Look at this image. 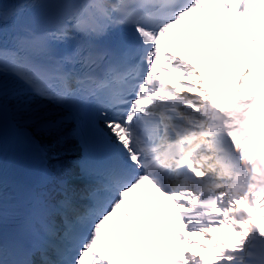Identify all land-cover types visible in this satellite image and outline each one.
Instances as JSON below:
<instances>
[{"label":"snow or ice","instance_id":"6c2138e0","mask_svg":"<svg viewBox=\"0 0 264 264\" xmlns=\"http://www.w3.org/2000/svg\"><path fill=\"white\" fill-rule=\"evenodd\" d=\"M55 2L65 11L54 26L18 35L11 47L4 43L7 14L0 3V264H264V91L240 92L251 65L264 64L253 59L264 53V0ZM210 4L218 23L246 24L247 33L255 27L260 36H247L252 55L240 76L214 89L188 81L194 95H181L161 73L194 76L198 70L162 52V41L186 17L208 13ZM162 56L171 69L158 68ZM8 75L59 108L94 107L114 136L118 157L94 167L83 156L53 162L48 151L64 142L65 118L10 94ZM212 91L222 94L223 106ZM9 110L34 145L41 141L39 160L24 161L11 181L3 152ZM45 137L55 140L45 145ZM145 184L158 199L175 203L182 226L166 234L179 244L157 229L146 242L101 257L102 228L115 223L114 214L129 215L121 206L135 208L127 197L137 189L147 195ZM224 227L236 233L235 241L210 236ZM190 234L209 236L199 247L213 255H186L183 245L196 243Z\"/></svg>","mask_w":264,"mask_h":264},{"label":"bare ground","instance_id":"6f19581e","mask_svg":"<svg viewBox=\"0 0 264 264\" xmlns=\"http://www.w3.org/2000/svg\"><path fill=\"white\" fill-rule=\"evenodd\" d=\"M224 66L226 67V71L224 72L226 74L229 73L231 70L237 68V65L235 63L234 64L231 63L230 61L224 63ZM220 67L221 66H219V68ZM200 75H201V78H202L201 80L203 82V86H206L209 89H214L218 84H220V80H219V76H218L216 68L212 69V70H209V71L208 70L207 71H203V72L200 73ZM6 85L8 87L9 93L12 94L11 92L13 91V88L9 84H6ZM199 86L200 85H198V87ZM217 93L218 92H216V91H212L211 95L215 96L216 98H219ZM18 96L20 98H22L25 102L30 104L32 106V108L36 109L40 113H55L57 115L56 109H54L53 107L43 106V105H41L38 102L26 100L24 98V95H18ZM218 104L222 105V103H218ZM62 135L64 137V142L62 144L57 145L55 148H49L48 157L49 158H54L53 162L67 163V161L70 158L68 156V154H67V148L71 145V143L68 140L66 133L62 132ZM54 140H55V137H52V138L45 137V138H43L42 143L45 144V145H51L54 142ZM40 143H41L40 140H38L35 145L32 143V145L35 146L34 150H37L38 155H41L40 148L38 147V145ZM39 158L40 157H38V159Z\"/></svg>","mask_w":264,"mask_h":264}]
</instances>
